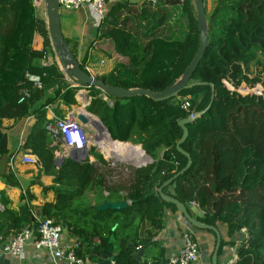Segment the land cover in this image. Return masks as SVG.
<instances>
[{"label": "trees", "instance_id": "obj_1", "mask_svg": "<svg viewBox=\"0 0 264 264\" xmlns=\"http://www.w3.org/2000/svg\"><path fill=\"white\" fill-rule=\"evenodd\" d=\"M140 1H145L140 14L133 15L134 4L126 0L98 28L97 43L104 42L117 63L114 72L100 80L116 88L163 92L181 79L198 52L195 0H155L154 8L153 0ZM204 4L209 45L190 84L208 85L179 96L191 97V111L202 113L211 103L213 84L215 101L187 125L189 136L182 148L191 155L192 166L164 193L185 205L192 216V204L198 205L205 213L202 221L219 232V225L226 228L229 240L222 237L219 258L226 247H236L246 229L247 238L238 244V259L233 264H264V93L257 96L264 81L249 76L251 66L263 64L264 59V0H216L210 13L207 0ZM44 5L43 0H0V157L8 154L3 121L34 115L37 122L23 148L38 157L46 176L53 177V185L45 191L57 194L56 204L41 207L42 220L72 228V235L79 238L76 252L81 258L104 262L111 254L115 264H141L136 248L156 245L153 238L162 229L165 211L179 213L159 195H149L188 164L176 146L183 135L179 122L189 113L177 97L165 102L147 96L109 98L114 102L110 106L100 90L86 87L93 97L88 111L100 117L113 141L135 149L142 146L154 161L131 170L134 182L127 197L120 195L123 185L107 188L111 196L117 195L114 203H131L126 209L100 212L86 204L83 196L93 191L109 200L103 195L105 177L88 161L81 164L67 159L57 169L55 152L61 143L55 146L47 130L46 107L32 109L48 88H54L48 103L62 101L68 107L77 105L81 90L72 88L56 62L50 67L42 65L46 55L54 57ZM37 36L41 48L35 46ZM27 74L40 77L45 88L34 89ZM25 89L31 98L19 104ZM91 155L97 163L106 164L94 147ZM28 212L26 206L21 208L16 228L36 223ZM7 236L0 231V237Z\"/></svg>", "mask_w": 264, "mask_h": 264}, {"label": "crops", "instance_id": "obj_2", "mask_svg": "<svg viewBox=\"0 0 264 264\" xmlns=\"http://www.w3.org/2000/svg\"><path fill=\"white\" fill-rule=\"evenodd\" d=\"M125 1L126 0H107V12L109 13L117 4L123 3ZM140 8L141 5H134V8L131 9L132 14L136 15L137 11L140 12ZM61 27L63 35L75 54V57L87 71L99 78L109 76L114 72L117 66L116 60L109 56L104 42L97 43L96 41L100 33L99 29L97 28L95 15L90 7L83 6L81 9L71 12L62 10ZM37 46V48H41V42H39ZM51 59L54 61L52 56ZM54 63L55 62H53V64ZM72 88H74L73 85ZM53 91V87L48 88V90H46V95L41 97L39 101H34V106L32 108L33 110H37L40 107L45 106L46 118L48 121L53 122L56 119H63L66 116L77 114L79 111L85 108L86 111L90 113L88 109L93 102V97L91 96V91L88 88H81V90L78 92V94L81 93L80 96H78V94L76 96L77 105L71 107L66 106L62 101L48 103L49 101L47 100L53 94ZM102 98L110 106H113V101L105 99L104 95H102ZM92 115L98 117L95 114ZM98 118L100 119V117ZM36 122L37 119L34 115H30L18 121H3L4 133L8 138V154L6 156L0 157V231H2L3 234L8 233V236L3 239L4 241L1 240L2 237L0 238V257L3 255V246L8 239L21 232L24 228L37 226L41 221H43L41 218V207L48 203L56 204L57 202V194L55 191H45V188H49L53 185V177L46 176L43 173L41 163L35 166L23 163V157L25 155H32L27 152L23 146L26 143L28 136L30 135ZM84 130L86 129L84 128ZM91 139L92 137L90 136V143ZM53 140L55 139L53 138ZM57 143L58 141L54 142L53 144L57 146ZM58 147L59 149L55 152L56 158H65V161L67 159H71L68 158V154L63 155L64 150L62 146ZM90 148L91 146L88 149ZM101 149L102 148H100V150ZM103 152L101 150L102 154L105 153L108 156L119 158L115 153L106 151L104 153ZM162 154L163 153H161V156ZM137 159L125 157L121 160L137 162L140 161L141 158L138 160ZM87 161L90 164H96L99 168V175L105 177L106 186L103 189V195L105 198H110L109 200H103L102 196L96 191L88 192L82 198L86 204L92 205L95 208L102 205L105 201L114 203L116 201L117 195L113 194V196H111L107 188L110 189L116 184L124 186L123 190L120 192V195L122 197H127L130 187L134 182V174L131 169L128 168L130 165L126 167L125 165L119 166L114 162L110 164L108 161L105 165H102L101 163H97V160L93 155H91V152L89 157L82 161V163ZM64 162H61L60 165H57L56 163L57 169H59ZM140 162H145V160H141ZM148 165L150 164L148 163L147 166ZM127 203L131 205L129 201ZM24 206L28 208V213L33 216V219L36 221V223H25L20 228H16L15 226L19 224L18 218L21 214V208ZM165 212L167 214L164 213V216H162V229L157 231L153 238V242L156 243V245L151 247H146L145 245L139 246L141 247L140 250H138L139 247L136 248L137 258L140 259V262L157 261L162 263V261H167L181 248L183 230L192 229L197 234V240L200 243L201 264H212V255L214 251L216 235H211L206 231L195 230L185 222L180 213H176L171 209H168ZM193 217L197 218L198 216L193 214ZM59 226L63 228L65 241L76 243L78 245L79 238L72 235V228L69 230V228L66 227L64 223L59 224ZM219 228L221 237H223L224 240H229L227 237L226 228L221 225H219ZM94 241L98 243L99 240L95 239ZM238 244L239 241H237L235 248L228 246L224 249L222 256L219 258V264H231L236 262L238 259ZM154 250H156V252H154ZM145 251L151 253L149 257L143 256ZM6 259H9L11 264H54L53 258L47 251L42 249L38 250L33 244L28 245L23 257L20 259H11L7 257ZM83 259L87 262L86 264L103 263L93 262L88 258ZM111 260L113 262L112 258Z\"/></svg>", "mask_w": 264, "mask_h": 264}, {"label": "water", "instance_id": "obj_3", "mask_svg": "<svg viewBox=\"0 0 264 264\" xmlns=\"http://www.w3.org/2000/svg\"><path fill=\"white\" fill-rule=\"evenodd\" d=\"M45 4V12H46V20H47V26L50 33V39L52 43V48L54 51V55L56 57V60L58 62V65L62 72L65 74L66 79L72 83L74 88H95L97 90H100L103 95L105 96V99L109 98H117V99H127L130 97L135 96H147L156 102H165L168 100H171L173 98H178V100L183 103L185 102V97H180L179 95L187 90H191L194 87L197 86H203L208 85L207 83H193L190 84L195 72L197 71L200 63L202 62L205 51L209 45V30H208V22H207V16L205 11V4L204 0H195L196 8H197V22H198V30L200 33V46L198 49V52L190 64V66L187 68L181 79L172 87L168 88L167 90L163 92H152L145 89H137V90H127L123 88H116L113 86H110L106 84L104 81L99 80L97 77L91 75L86 69V71L82 68L81 63L79 60L75 57V54L73 53L71 47L67 43L61 27V8L59 0H43ZM145 1L140 0H131V4H139L143 5ZM212 87V98L211 103L208 106V108L202 112V113H196L194 115V118H186L179 122V126L183 131L182 138L177 143V150L179 153H181L183 156H185L188 159L187 166L180 171L175 177L167 181L162 187L153 190L152 193L149 196L152 195H159L162 200H164L167 203H171L178 209L179 213L184 218L185 222L190 225L191 227H194L196 229H199L201 231H211L215 233L216 235V246L214 249V253L212 255V264H219V250L221 247L222 237L219 232V230L213 226H210L206 223H204L202 220L205 218V213L200 210V208L197 205L191 206V212L193 214H196L198 217H193L187 210V207L183 205L178 200L166 195L164 193V189L168 187L170 184H172L175 180H177L180 176L185 174L192 166V158L191 155L185 152L182 148V145L185 143L189 136V131L187 129V125L193 123L195 120L203 116L213 105L215 101V87L213 84H210ZM81 93L78 94L80 96ZM74 116L78 122L87 130L89 135L92 137L91 140H93L94 143H92L90 146V149H83V150H71L68 152V158H71L77 163H82V161L86 160L91 152V149L93 146H99L101 147V139H102V133L105 132L108 134V136L113 141L108 129L105 127V125L102 123V121L88 113L86 111V108L79 111L77 114L72 115ZM97 132V134H96ZM116 142V141H113ZM133 145V144H132ZM135 146V145H134ZM142 149V146H140ZM143 150V149H142ZM144 154L146 155L145 151L143 150ZM147 156V155H146ZM148 157V156H147ZM149 158V164H153V159ZM65 158L59 159L56 158L57 165H60L61 162H64ZM115 163V162H114ZM143 165L138 166L137 169L142 168ZM60 187H57L59 189ZM62 190H65L61 188ZM129 206V203L127 202H117V203H110L108 201H105L102 205L95 207L96 210L103 212V211H121L126 209ZM112 255H109V259L104 261L101 264H112L111 257ZM164 261H162V264ZM0 264H11V261L9 259H6L5 255H2L0 257Z\"/></svg>", "mask_w": 264, "mask_h": 264}, {"label": "built area", "instance_id": "obj_4", "mask_svg": "<svg viewBox=\"0 0 264 264\" xmlns=\"http://www.w3.org/2000/svg\"><path fill=\"white\" fill-rule=\"evenodd\" d=\"M153 2L155 3V0ZM59 3L61 11L71 12L81 9L83 6L90 7L96 18L97 28L100 27L108 15L107 0H59ZM53 59L54 61L51 59V56L46 55L42 61V65L44 67H50L53 62H57V60L55 61V55ZM26 78L33 84L34 89L42 90L44 88L40 77L27 74ZM262 91L264 93V88ZM262 95L261 93L259 96ZM30 98L31 92L27 89L23 90L19 104L25 103ZM190 99L191 97H187L185 102L180 105L184 111L189 113L188 118H194L196 112L191 111ZM47 130L56 142L60 141L64 150L63 155H67L71 150H83L90 147L89 133L84 130L83 126L72 115L50 122ZM23 163L35 166L39 165L40 161L37 156L25 155L23 157ZM192 205L196 204L193 203ZM241 235L242 239L247 238V230L243 229ZM1 240L4 241L3 238ZM240 241L239 244L241 243ZM29 244H33L38 250L42 249L47 251L53 258L54 264L87 263L77 255L78 245L65 241L63 228L50 219L41 221L37 226L24 228L21 232L8 239L3 246V255L11 259H20L23 257ZM140 249L141 247L138 248V250ZM112 264H115V262L113 261ZM141 264L162 263L146 261ZM163 264H201L200 243L197 240V234L192 229L183 230L181 248L167 261H164Z\"/></svg>", "mask_w": 264, "mask_h": 264}, {"label": "rangeland", "instance_id": "obj_5", "mask_svg": "<svg viewBox=\"0 0 264 264\" xmlns=\"http://www.w3.org/2000/svg\"><path fill=\"white\" fill-rule=\"evenodd\" d=\"M179 1H181V2H183L184 0H179ZM156 2H157V0H156ZM215 2H216V0H207V11H208V13H210L211 12V10L213 9V7H214V4H215ZM130 3H131V0H130ZM152 4V5H151ZM150 5H151V7H155L156 5H157V3H154L153 1L150 3ZM43 9H44V11H45V5H44V7H43ZM140 14V12H136V14ZM186 27V26H185ZM39 42H42V40L37 36V39H36V42H35V44H39ZM105 51V50H104ZM263 60V64H261V65H257V64H253L252 66H251V68H250V78H254L255 76H258V77H260L263 81H264V59H262ZM97 78H99V77H97ZM99 80H100V78H99ZM224 85L227 87V89L229 90V88H228V86L224 83ZM262 86V85H261ZM263 87V86H262ZM231 91V90H230ZM238 94H240V93H238ZM262 94H263V91H262ZM242 95V94H241ZM254 95H256V94H254ZM257 96H259V95H257ZM92 143H94L93 142V140H91V144ZM120 144V143H119ZM132 144V143H131ZM120 145H122L123 147H125L128 151L129 150H137V149H135V148H132L131 146H129V145H127V146H129L130 148H132V149H129V148H127L125 145H123V144H120ZM95 149H96V151L98 152V153H100L101 155H102V157H103V159L107 162H109L110 164H112L113 162H115V164H117V165H119V166H123V165H125V167L126 166H128V165H130V166H128V168H130L131 170H136V168L138 167V166H141V165H143V167H145V166H147V164L149 163V158L147 157V156H145V154H144V152L142 151V150H139L138 149V151L140 152V157L139 158H141L140 159V161L141 160H145V163H141L140 161H137V162H135V161H132V162H130V161H125V160H121V159H119V158H116V157H111V156H108V155H106L103 151V153L104 154H102L101 153V150H100V148L101 147H99V146H93ZM138 152V153H139ZM123 169H124V167H123ZM124 178V177H123ZM124 183V182H123ZM125 184V183H124ZM77 202H79V201H77ZM77 204V203H76ZM207 233H209V232H207ZM211 234V233H210ZM212 235V234H211ZM242 239V238H241ZM241 242V241H240ZM154 252H156V250H154ZM151 253H149L148 251H145L144 252V254H143V256H145V257H149V255H150Z\"/></svg>", "mask_w": 264, "mask_h": 264}, {"label": "bare ground", "instance_id": "obj_6", "mask_svg": "<svg viewBox=\"0 0 264 264\" xmlns=\"http://www.w3.org/2000/svg\"><path fill=\"white\" fill-rule=\"evenodd\" d=\"M101 135H102V139H101L102 151L115 153L120 159L125 158V157H132L135 159H137V158L139 159L140 155L137 152H138V149L141 150L140 148H136L137 150H129L128 151L126 148H124L120 145L123 143L119 144V142H113L107 133L103 132ZM90 145H91V143H90ZM130 145H132V144H130ZM132 146H134V145H132ZM105 147H108V148H105ZM141 163H145V162H141Z\"/></svg>", "mask_w": 264, "mask_h": 264}]
</instances>
